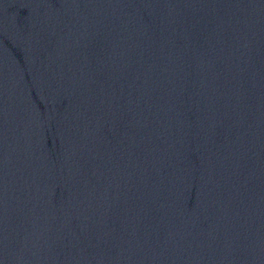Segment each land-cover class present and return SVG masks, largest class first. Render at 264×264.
I'll return each instance as SVG.
<instances>
[{
  "label": "water",
  "instance_id": "water-1",
  "mask_svg": "<svg viewBox=\"0 0 264 264\" xmlns=\"http://www.w3.org/2000/svg\"><path fill=\"white\" fill-rule=\"evenodd\" d=\"M0 264H264V0H0Z\"/></svg>",
  "mask_w": 264,
  "mask_h": 264
}]
</instances>
